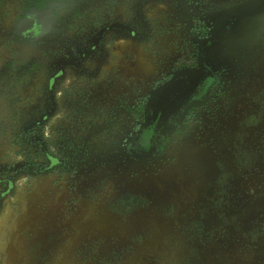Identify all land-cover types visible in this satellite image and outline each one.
<instances>
[{
  "label": "rangeland",
  "instance_id": "obj_1",
  "mask_svg": "<svg viewBox=\"0 0 264 264\" xmlns=\"http://www.w3.org/2000/svg\"><path fill=\"white\" fill-rule=\"evenodd\" d=\"M0 264H264V0H0Z\"/></svg>",
  "mask_w": 264,
  "mask_h": 264
},
{
  "label": "flooded vegetation",
  "instance_id": "obj_2",
  "mask_svg": "<svg viewBox=\"0 0 264 264\" xmlns=\"http://www.w3.org/2000/svg\"><path fill=\"white\" fill-rule=\"evenodd\" d=\"M183 74H190L191 76H193L194 79H195V86H194L193 91L190 93L189 98L186 101H184V103H182L181 105H177V107L180 106V111L181 110L182 111L185 110L187 107H189L191 105H196V104L200 103V101H201L200 98H199L200 96H198V88H199V85L197 86V83H198V80H199V76H198L199 74H197L196 72H191V71L188 72V71H186V72L179 73L177 76H175V78H178L179 76H181ZM186 76H188V75H185L184 77H186ZM184 77H181V78H184ZM168 97H172V96L166 95V96H164L163 99H161L160 98V95L157 94L156 97L151 100V102L149 103V106H150V104L155 103L159 99L163 102L164 99L165 98H168ZM149 106H148V110L146 112V115H147V118H148L147 126L142 130L141 134L146 133L148 131V149L151 147L152 150L155 151L156 148L153 147V144L152 143H150L151 136H152V134H154V132L156 130L158 131L159 129H162L163 130L164 128H170L171 125H170V122H169V119H168L170 113H168L161 120H158L157 119V120L154 121L153 119H156L155 117H157L158 113H157V115H155L154 114L155 113L154 111L156 110V108L151 109L152 107H149ZM161 121H163V122H161ZM144 143L141 144L142 145V149H145V145H143ZM140 152H143V150H141Z\"/></svg>",
  "mask_w": 264,
  "mask_h": 264
},
{
  "label": "water",
  "instance_id": "obj_3",
  "mask_svg": "<svg viewBox=\"0 0 264 264\" xmlns=\"http://www.w3.org/2000/svg\"><path fill=\"white\" fill-rule=\"evenodd\" d=\"M185 75H188V76H186V78L188 80L186 81L185 86L180 90V92L178 94L170 95L172 97L165 98L163 102L160 101L161 103L158 100L155 103L150 104L149 107H152L151 109L156 108L155 111L153 110L155 112L154 114L157 115V113H158L157 117H155L156 119H153L154 121L157 119L161 120L168 113L172 112V110L177 105H181L182 103H184V101H186L189 98V95L193 91L194 86H195V79L190 74H183V75L179 76L178 78H175L170 87H172L174 85L179 86V84L182 80L181 77H184ZM170 87H167L165 89L167 90ZM168 90H171V89H168ZM172 90L175 91L174 89H172ZM161 92H159L158 94H160ZM161 122H163V121H161Z\"/></svg>",
  "mask_w": 264,
  "mask_h": 264
},
{
  "label": "bare ground",
  "instance_id": "obj_4",
  "mask_svg": "<svg viewBox=\"0 0 264 264\" xmlns=\"http://www.w3.org/2000/svg\"><path fill=\"white\" fill-rule=\"evenodd\" d=\"M188 79L185 77V78H182V80H181V82H180V84H179V86H172V87H170V88H168V89H171V90H166V89H164L159 95H160V98L161 99H163L164 98V96H166V95H174V94H178L179 92H180V90L185 86V83H186V81H187ZM172 89H174L175 91H173ZM168 91V92H167ZM161 100L159 99V102H160ZM162 102V101H161ZM160 102V103H161ZM148 139V131L146 132V133H143L142 135H141V144L142 143H144L146 140ZM140 144V145H141Z\"/></svg>",
  "mask_w": 264,
  "mask_h": 264
},
{
  "label": "trees",
  "instance_id": "obj_5",
  "mask_svg": "<svg viewBox=\"0 0 264 264\" xmlns=\"http://www.w3.org/2000/svg\"><path fill=\"white\" fill-rule=\"evenodd\" d=\"M29 133H30V132H27V133H25V134H24L23 136H21V137H24V139H25L26 136H29ZM36 154H37L38 157H41L40 159H42V158H43V159H46L45 156H42L43 154H41L40 151H37L34 155H36ZM24 161H25V160H24ZM29 163H30V162H29ZM28 165H29V164H28Z\"/></svg>",
  "mask_w": 264,
  "mask_h": 264
}]
</instances>
